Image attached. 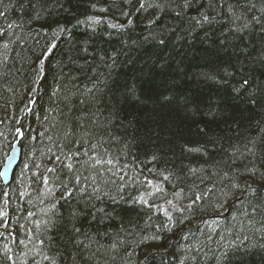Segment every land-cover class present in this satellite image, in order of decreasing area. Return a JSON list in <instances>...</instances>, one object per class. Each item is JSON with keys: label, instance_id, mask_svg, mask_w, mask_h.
<instances>
[{"label": "trees", "instance_id": "1", "mask_svg": "<svg viewBox=\"0 0 264 264\" xmlns=\"http://www.w3.org/2000/svg\"><path fill=\"white\" fill-rule=\"evenodd\" d=\"M139 2H0V264H264V94L232 90L264 88V0Z\"/></svg>", "mask_w": 264, "mask_h": 264}, {"label": "snow or ice", "instance_id": "2", "mask_svg": "<svg viewBox=\"0 0 264 264\" xmlns=\"http://www.w3.org/2000/svg\"><path fill=\"white\" fill-rule=\"evenodd\" d=\"M0 2H2V0H0ZM131 0H125V3H130ZM213 2V0H209V4H211ZM145 3H146V0H140L139 2V8L137 9V11H140L141 9H144L145 8ZM192 3V0H183V6L184 8H188L190 6V4ZM93 8H95L96 6L95 5H92ZM148 7H156V8H161L162 9V6L159 5V4H156V5H153V4H148ZM229 10L231 11V6H229ZM100 11H106V9H103L101 8ZM177 16H180L181 13L180 12H176L175 13ZM4 13L3 12H0V16H3ZM124 15H127V13L125 12ZM199 15L202 17V19L204 21H208L210 19V17L206 14H204L203 11L199 12ZM157 19H159V17L157 16ZM192 20H197V17L196 16H192L191 17ZM237 19H239V17H237ZM255 19V18H254ZM85 22H90L91 24H94V25H98L100 24L102 21H101V18L100 17H97V16H87L85 20H78L77 21V24H83ZM129 24L132 23L131 20L128 21ZM155 23V20H151L149 21V24H153ZM197 23H199V21H197ZM9 28L12 27V25H8ZM108 27H111V28H116V27H123L122 25H116V24H108ZM244 27H247V24L244 25ZM61 31H65V29H63V27H61L60 29ZM239 30V29H237ZM3 32L0 31V35H2ZM53 35H55V32H53ZM153 38H155V36H153ZM145 39H147V37H145ZM158 43L160 44H164L165 41L163 39H159L158 40ZM4 47L6 48L7 45L5 44ZM56 47V43H52L50 46H49V49L48 51L51 52L52 49H54ZM85 51H87V49H85ZM227 75L231 76L232 73H226ZM208 79L210 80H214L216 81V77L215 76H208L207 77ZM219 82V81H217ZM233 92L236 93L237 95H240L241 93H245L248 95V97L250 98L249 99V103H252V104H255L256 103V95H257V92L259 91L261 94H264V88H261L259 85H255L252 83V81H250V79L244 75V76H241L240 77V80H239V84L237 86H234L233 87ZM132 90H130L131 92ZM93 148L96 147V145H92ZM188 151H200L199 148H189ZM249 151H251V149H249ZM76 155H79V152L76 153ZM85 155H88V152L85 151ZM69 158H71V156H69ZM60 157L57 156L56 157V160H59ZM153 159H155V157H153ZM89 161H91V167L93 169H96L97 170V175H100V172H99V169H97V165H103L104 163H107L108 165H112L113 164V160L111 158H108V159H104L102 157L99 156V154L95 155V156H89ZM89 161H85V164H87ZM66 167L69 169V171H72L73 169V165L72 164H67ZM48 172H53L54 169L53 168H48L47 169ZM0 176H7V171H5L4 173H0ZM87 179V178H85ZM91 179L95 180V177H91ZM165 180L168 179L167 176L164 177ZM41 180H42V183L44 185H47L49 183V177L48 176H42L41 177ZM74 183L75 185H80L81 184V177L79 175L75 176L74 177ZM148 185L149 186H152L153 185V181H147ZM62 187L65 188L66 190V195L67 196H72L73 194V191L76 190V191H79L81 192V194L83 195L84 192H85V188H78V189H70L68 188L67 185H61ZM100 188L98 186L96 187H93L92 188V193L93 195H95V199L96 200H102L103 197H106L109 195L108 192H103L102 195H99L97 193H100ZM156 191L157 192H160L162 191L161 188L159 187H156ZM4 199H3V203L4 205H7L8 204V199L6 198L7 197V193H4ZM21 195H23V193H21ZM61 198H64L63 196ZM92 196H89V199H91ZM121 199H123V197H121ZM112 200L114 203H116V199L115 197H112ZM139 200L143 201L144 203H147L146 200H144V197L143 196H140L139 197ZM169 203H171V201H169ZM91 207L93 208H96L95 204H93ZM52 208L55 209L56 208V204H53L52 205ZM96 211L97 212H100V213H104L105 212V209L103 207L101 208H96ZM165 211V214L167 215V210H164ZM27 215L29 217H32L34 216V213L32 212H28ZM83 215V213L81 211H79L78 209H72L69 213V217H70V222L74 221L76 218H78L79 216ZM7 216H8V213L2 209H0V221H2V223H0V227H4V228H7L8 227V220H7ZM93 219H95V214L93 213ZM49 223L50 222H45V229L47 231H51L52 228H57L58 226L55 224V223H52L51 224V227H49ZM36 228L39 229L40 228V222L37 221L36 222ZM21 227H24V225H21ZM72 230L75 232V233H79L81 231L80 227H77L74 223L72 224ZM28 233H29V239H32L33 237L31 236V233H32V229L29 228L27 229ZM4 234L3 233H0V237H2ZM20 244H24L25 241L24 240H20L19 241ZM40 244H44V240H40L39 241ZM81 243L80 241H77V244ZM225 256L227 255V253L224 254ZM9 260L12 259L11 256L8 257ZM44 260H49L50 257L45 255L43 257Z\"/></svg>", "mask_w": 264, "mask_h": 264}, {"label": "water", "instance_id": "3", "mask_svg": "<svg viewBox=\"0 0 264 264\" xmlns=\"http://www.w3.org/2000/svg\"><path fill=\"white\" fill-rule=\"evenodd\" d=\"M20 137L21 135H19V138ZM19 157H20V149L18 146V142L16 141L1 169V173H4L5 171H7V176H1L3 184L7 185L10 182L12 173L19 161Z\"/></svg>", "mask_w": 264, "mask_h": 264}, {"label": "bare ground", "instance_id": "4", "mask_svg": "<svg viewBox=\"0 0 264 264\" xmlns=\"http://www.w3.org/2000/svg\"><path fill=\"white\" fill-rule=\"evenodd\" d=\"M3 183V182H2Z\"/></svg>", "mask_w": 264, "mask_h": 264}]
</instances>
